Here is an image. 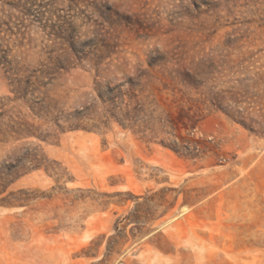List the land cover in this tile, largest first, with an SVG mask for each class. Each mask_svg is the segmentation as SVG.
<instances>
[{"label":"rangeland","instance_id":"1","mask_svg":"<svg viewBox=\"0 0 264 264\" xmlns=\"http://www.w3.org/2000/svg\"><path fill=\"white\" fill-rule=\"evenodd\" d=\"M0 264H264V0H0Z\"/></svg>","mask_w":264,"mask_h":264},{"label":"trees","instance_id":"2","mask_svg":"<svg viewBox=\"0 0 264 264\" xmlns=\"http://www.w3.org/2000/svg\"><path fill=\"white\" fill-rule=\"evenodd\" d=\"M63 40H65L67 42V44L70 46V50L73 52V55L75 56V58L77 60H86V57L84 59V57H79V55L76 53V50H75V37H71V36H67V37H64ZM102 57V56H101ZM100 57V58H101ZM103 60V57L101 58ZM100 59V60H101Z\"/></svg>","mask_w":264,"mask_h":264}]
</instances>
